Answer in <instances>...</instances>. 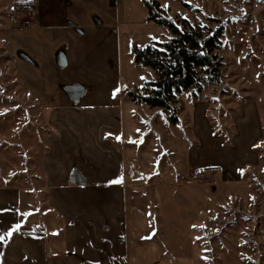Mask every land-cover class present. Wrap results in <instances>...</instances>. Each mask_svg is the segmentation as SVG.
<instances>
[{
    "label": "rangeland",
    "instance_id": "obj_1",
    "mask_svg": "<svg viewBox=\"0 0 264 264\" xmlns=\"http://www.w3.org/2000/svg\"><path fill=\"white\" fill-rule=\"evenodd\" d=\"M14 1L29 0H0V189L16 190L28 209L26 215L16 211V218L32 219L40 229L57 220L41 199L46 115L31 93L34 84L26 82L24 67L17 65L25 62L24 56L10 50L8 38L10 30L32 26L24 15L32 14L35 6L24 11L15 8ZM102 1L83 4L97 6ZM104 1L106 8L113 0ZM147 1H156L174 20L183 17L211 27L220 22L225 29L218 50L224 62L220 84H204L196 97L178 95L177 124L170 123L163 111H149L124 97L126 134L140 140L137 148L126 151L128 180L163 191L164 210L158 213L156 200L148 194L151 189L141 188L147 194L139 201L145 198L150 210L149 234H165L172 246L192 256L194 264H264V0ZM143 4L118 1L120 20L129 24L122 29L128 46L123 44L121 52L123 78L112 84L116 94L142 92L146 82L156 78L151 69L132 61V48L171 38L168 29L147 21ZM98 22L100 18L94 21ZM135 119L154 133L140 132L136 139L131 134L137 131Z\"/></svg>",
    "mask_w": 264,
    "mask_h": 264
},
{
    "label": "crops",
    "instance_id": "obj_2",
    "mask_svg": "<svg viewBox=\"0 0 264 264\" xmlns=\"http://www.w3.org/2000/svg\"><path fill=\"white\" fill-rule=\"evenodd\" d=\"M86 1L36 0L32 14L24 15L32 26L9 31L10 50L23 54L25 62L17 65L45 110L40 197L57 220L45 230L32 219L19 220L15 212L26 215L28 209L16 190L1 188L0 264H194L165 234H149L150 210L144 197L139 201L147 194L141 188L149 187L127 177L126 151L140 145V132H153L135 119L137 131L131 134L137 141L127 136V91L112 89L123 78L120 59L128 40L122 29L129 23L120 20L119 0L106 8L104 0L97 6ZM107 27L116 30H96ZM78 28L85 30H73ZM149 189L159 213L162 188ZM162 218L160 213L163 227Z\"/></svg>",
    "mask_w": 264,
    "mask_h": 264
},
{
    "label": "trees",
    "instance_id": "obj_3",
    "mask_svg": "<svg viewBox=\"0 0 264 264\" xmlns=\"http://www.w3.org/2000/svg\"><path fill=\"white\" fill-rule=\"evenodd\" d=\"M147 21L170 31L167 42H153L144 48H132L135 64L149 68L156 78L146 82L142 92L127 91L126 96L136 105H145L164 112L166 119L177 124L175 102L178 95L197 96L204 84H220L224 62L218 55L224 28L194 25L187 19L174 20L156 1L143 0ZM15 8L28 11L33 1H14Z\"/></svg>",
    "mask_w": 264,
    "mask_h": 264
},
{
    "label": "snow or ice",
    "instance_id": "obj_4",
    "mask_svg": "<svg viewBox=\"0 0 264 264\" xmlns=\"http://www.w3.org/2000/svg\"><path fill=\"white\" fill-rule=\"evenodd\" d=\"M115 182H119V181H115ZM17 227H19V226L17 225Z\"/></svg>",
    "mask_w": 264,
    "mask_h": 264
}]
</instances>
